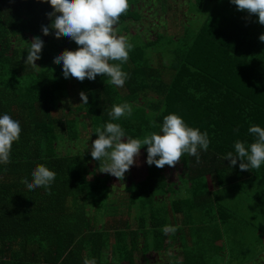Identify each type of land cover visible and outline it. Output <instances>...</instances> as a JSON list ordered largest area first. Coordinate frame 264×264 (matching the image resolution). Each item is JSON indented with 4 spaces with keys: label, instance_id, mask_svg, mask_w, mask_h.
I'll return each instance as SVG.
<instances>
[{
    "label": "trees",
    "instance_id": "obj_1",
    "mask_svg": "<svg viewBox=\"0 0 264 264\" xmlns=\"http://www.w3.org/2000/svg\"><path fill=\"white\" fill-rule=\"evenodd\" d=\"M141 1L129 0L115 23L119 31L130 27L127 19L140 16L131 13ZM195 4L206 13L198 25L191 21L171 36L130 40L133 48L122 64L127 79L118 87L102 74L92 80L62 75L53 56L78 45L55 36L51 27L43 33L42 25L51 20L48 0H0V113L21 124L8 162L0 164V264H84L86 258L96 264H149L147 254L168 249L176 236L195 241H183L182 264H210L209 254L219 255L225 246L241 252L242 264L253 259L251 250L255 260L262 256L264 164L241 170L239 159L232 166L224 154L237 139L252 141L250 124L264 126V42L259 40L264 24L230 0ZM34 36L43 40L35 64L26 59ZM125 102L131 115L113 122L127 136L158 132L170 112L207 132L210 142L206 151L199 150V161L186 153L179 160L188 188L183 198L160 199L179 190L165 175L167 164L161 168L145 160L146 177L132 182L125 197L106 202L110 175L99 171L89 150L95 129L112 120V105ZM85 135L89 144L80 142ZM66 139H78L77 146L86 149L63 147ZM146 147L140 149L145 158ZM37 164L56 173L47 190L22 183ZM90 206L104 216L91 213ZM195 210L202 216L211 211L216 222L211 228L207 221L204 227L194 225ZM117 213L128 217L116 218ZM166 224L177 226L175 233H163Z\"/></svg>",
    "mask_w": 264,
    "mask_h": 264
},
{
    "label": "clouds",
    "instance_id": "obj_2",
    "mask_svg": "<svg viewBox=\"0 0 264 264\" xmlns=\"http://www.w3.org/2000/svg\"><path fill=\"white\" fill-rule=\"evenodd\" d=\"M51 11L50 25H42V31L48 34L49 28L54 35L62 34L73 40L78 47L65 48L53 56L61 64L62 75L79 80L95 79L102 74L115 86L122 87L127 79V73L122 70V64L127 61L133 44L128 37L115 34L114 25L120 15L129 7V0H48ZM238 10L255 14L257 21L264 24V0H230ZM264 42V32L259 35ZM43 40L34 36L26 59L32 63L39 58ZM119 61L120 63H109ZM35 64V63H34ZM81 101L87 103V95L80 92ZM132 107L128 103L113 104L108 113L112 120L105 121L102 127H97L96 138L91 142L90 155L99 161V171L124 177L126 171L135 163L141 146L146 145V163L156 167L173 166L183 154L200 159L199 150H207L209 138L206 131L191 127L177 113L170 112L163 116L158 132H151L140 137L127 136L120 123L113 122L120 117L130 116ZM21 124L9 113H0V164L9 160L12 143L20 138ZM247 132L252 141L237 139L233 150L224 154L232 166L239 169L255 170L264 164V126L250 124ZM56 173L45 164H37L31 169V178H22V183L28 189L38 187L47 190L53 183ZM175 225L162 226L165 234L175 233ZM84 264H96L95 258L85 259Z\"/></svg>",
    "mask_w": 264,
    "mask_h": 264
},
{
    "label": "rangeland",
    "instance_id": "obj_3",
    "mask_svg": "<svg viewBox=\"0 0 264 264\" xmlns=\"http://www.w3.org/2000/svg\"><path fill=\"white\" fill-rule=\"evenodd\" d=\"M198 9H200V6L195 4V0H142V2H140V4L138 5V10L136 12V14H140V16L137 19H127L130 27L123 31H119L118 26L115 24V34L117 36H126L128 37L129 41L131 39H134V37L136 36H138V40L155 39L156 36L160 34L164 35L165 37L166 35L171 36L170 34H174L177 31L183 32V25L188 24L191 21H194V24L198 25L199 22L205 17V14L203 12L196 11ZM174 16L176 20L174 19ZM87 122H89V120H87ZM85 133H87V131H82L81 135ZM83 137L84 138H80L82 139L80 142L84 141V143L89 144L91 141L90 137L87 135ZM77 142L78 139H66V141L63 143V147L71 146L76 150L78 149L79 151H84L86 149V146H77ZM102 173L105 174L106 172ZM146 175L147 167L145 164V156L144 153L140 150L138 156L135 158V163L131 165L130 168L126 171L124 177L117 178L114 175H110L109 184L112 186L111 196L116 197L117 199L120 198L122 196V192H124L123 188L130 185L131 182H139L143 180ZM165 175L167 176L169 182L175 183L179 191L177 194L170 191V193L160 196V199H165L168 197L170 198V200L171 197H179V199L183 198L188 192V188L184 187V183L182 182V177H185V169L183 168L181 162L178 160L173 166L167 165L165 168ZM235 194L238 195L239 193L236 192ZM110 200L111 198L106 200V202H109ZM229 205L232 206L231 204ZM122 207L127 209L128 204L122 203ZM89 209L93 214L96 213L104 216V211L100 213L93 206H90ZM241 209L242 208H240V210ZM193 212H195V215H197L194 225L198 227H204L208 222V228H211L214 222H216V219L211 211L208 212L209 216L199 215L200 213H198L197 210ZM162 214L163 213H161V216ZM114 217L124 219L127 218L128 215L126 213H117L116 215H114ZM114 217L110 218V220L112 221ZM101 219L103 221L105 217H101ZM153 240L154 239L151 238V241ZM216 244L220 246L222 242L217 241ZM250 244H252V242ZM213 245L215 246V244ZM223 250L220 251L219 255H216L213 252L209 254L210 264H216V262H218L219 264H242V257L240 256L241 252L239 250L235 253L233 252L231 255L227 254L226 252L223 253ZM250 253L253 259L247 260L246 262H250V264H264V253L262 254V256L258 257V260H255L256 257H254L253 250H251ZM169 255L170 254L167 253L158 256L150 253L149 259L151 258V260H153L154 257L158 258L157 260L153 261L155 264H170L167 262L168 258L171 257L170 260H174V257ZM176 264H181V262L177 263L176 260Z\"/></svg>",
    "mask_w": 264,
    "mask_h": 264
},
{
    "label": "crops",
    "instance_id": "obj_4",
    "mask_svg": "<svg viewBox=\"0 0 264 264\" xmlns=\"http://www.w3.org/2000/svg\"><path fill=\"white\" fill-rule=\"evenodd\" d=\"M142 2V1H141ZM135 9V8H134ZM138 10V9H137ZM197 12H200L201 11V9L199 10H196ZM201 12H203V13H205L204 11H201ZM131 14H136V13H131ZM206 14V13H205ZM132 183V182H131ZM129 186V185H128ZM127 186V187H128ZM127 187H125V188H123V190H124V192H122V196H121V198L122 197H125L126 196V194H127ZM111 190H112V187H111ZM110 198H111V200H113V199H117L116 197H113V196H110ZM184 238H182L181 236H176V238H174V240H172V239H170V241H171V243H170V245H169V247H168V249H162V250H160V251H156V250H152V251H150L148 254H147V256L146 257H148V259L147 260H149L150 261V263L149 264H155L153 261H155V260H157L158 258H155L154 257V259L153 260H151V258L149 259V255H150V253H152L153 255H162V254H167V253H169L171 256H173L174 257V260L172 259V260H170L171 259V257L170 258H168V260H167V262L168 263H170V264H176V260H177V263H180L181 262V264L183 263L182 262V259H183V253L185 252L186 253V251H187V248H186V245H184L183 244V241L184 240H186L187 241V244L188 243H190V244H192V243H195V241L192 239V237H190V236H187V237H185V236H183ZM153 238V237H152ZM155 239V238H154ZM151 241V240H150ZM199 242V241H198ZM188 246V245H187ZM224 249V250H223ZM222 250H223V253L224 252H226L227 254H229V255H231L233 252H230V250H229V248H228V246H225L224 248H223ZM263 253H264V251H263ZM169 255V256H170ZM176 257H177V259H176ZM180 261H179V260ZM121 264H128V262H122ZM200 264V263H199ZM245 264H250V262H246Z\"/></svg>",
    "mask_w": 264,
    "mask_h": 264
}]
</instances>
